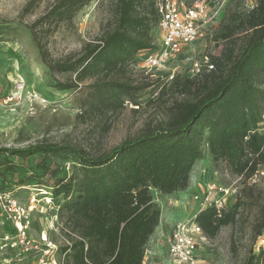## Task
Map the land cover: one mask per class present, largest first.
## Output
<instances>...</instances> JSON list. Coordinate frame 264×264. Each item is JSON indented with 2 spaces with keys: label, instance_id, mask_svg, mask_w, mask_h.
<instances>
[{
  "label": "trees",
  "instance_id": "trees-1",
  "mask_svg": "<svg viewBox=\"0 0 264 264\" xmlns=\"http://www.w3.org/2000/svg\"><path fill=\"white\" fill-rule=\"evenodd\" d=\"M39 0H28L29 12ZM89 0H58L30 25L42 59L52 71L76 74V82L95 78L87 94L94 108L107 110L136 100L141 85L122 79L136 56L153 50L151 28L158 30L154 0H116L114 23L102 37L85 44L82 53L54 60L36 32L52 18L69 17ZM223 43L212 55L215 69L202 75L159 83L154 100L177 95L165 119H150L135 135L106 152L93 154L70 143L39 141L22 147H0V177L15 166L11 156L28 159L40 154L38 172L19 185L51 192L52 203L67 211L65 231L70 244L61 249L70 264H144L145 246L160 223L161 209L152 189L173 193L186 189L197 160L207 150L213 159L226 161L232 172L254 178L264 170V0L250 10L227 12L213 34ZM75 83L58 82L60 89ZM168 98V99H167ZM164 99V100H163ZM55 178L49 185L45 177ZM0 185V192H3ZM244 187L232 209H202L196 221L208 237L235 223L250 198L257 210L252 221L254 239L264 236V205ZM236 239L233 252L236 253ZM243 264H264V246L251 250Z\"/></svg>",
  "mask_w": 264,
  "mask_h": 264
},
{
  "label": "rangeland",
  "instance_id": "rangeland-1",
  "mask_svg": "<svg viewBox=\"0 0 264 264\" xmlns=\"http://www.w3.org/2000/svg\"><path fill=\"white\" fill-rule=\"evenodd\" d=\"M28 0H0V147H22L39 141L70 143L82 146L97 154L111 150L123 140L139 132L150 119H165L168 108L174 99L181 100L183 95L168 97L167 101L154 100L159 91V83L167 81L172 71L181 77L187 76L189 63L186 56L203 57L219 55L223 43L216 44L213 34L222 17L229 11L240 8L244 11L253 8L258 0H200L209 8L218 9V16L203 36L193 45L185 48L184 55L177 61L160 69H146L135 62L120 75L128 77L135 84L153 83L136 93L140 104L125 103L117 108L100 110L87 102V94L92 89L95 78L76 82V74L52 71L42 59L34 40L30 25L58 0H39L29 12H24ZM199 0H187L194 4ZM116 0H89L80 10L63 19L52 18L39 24L35 29L54 60H66L82 53L85 44L99 40L114 23ZM152 42L156 51L160 49V37L155 27L151 28ZM149 50L141 51L136 61ZM58 82L75 83L71 88L60 89ZM164 100V99H163ZM262 131L264 132V126ZM15 166L3 172L0 185V236L5 231H13V226L5 221L2 204L7 198L16 200L28 209L30 220L29 235L34 240L46 236L57 249L64 264H70L62 247L70 244L65 234L69 215L59 207L53 208L47 199L51 192L33 187L32 184L19 185L32 171L38 172L40 154L28 159L11 156ZM2 168H0L1 170ZM49 185L55 178L45 177ZM228 189L224 195L225 210L232 209L243 188L251 187L258 203L264 205V170L254 178L244 177L232 172L226 161L215 160L205 150L204 157L194 164L189 185L186 189L173 193H163L152 189L154 201L161 209L160 223L149 237L145 246L144 264H176L168 254L167 233L172 226L186 221L199 213L204 207L197 199L204 194L210 184ZM245 204L235 223L225 225L215 237L206 236L200 242L204 264H243L253 249L258 252L264 246V236L254 239L252 221L257 206L251 200ZM206 205V204H205ZM66 229V230H65ZM1 238V237H0ZM236 239L237 251L233 252ZM0 264H34L31 255L18 250L0 249Z\"/></svg>",
  "mask_w": 264,
  "mask_h": 264
},
{
  "label": "built area",
  "instance_id": "built-area-1",
  "mask_svg": "<svg viewBox=\"0 0 264 264\" xmlns=\"http://www.w3.org/2000/svg\"><path fill=\"white\" fill-rule=\"evenodd\" d=\"M154 4L158 13L161 47L156 51L149 50L135 61V64L141 63L149 70L164 68L169 63L177 61L184 55L185 48L199 40L208 27L215 22L219 11L209 8L204 1L200 0L194 4H188L187 0H154ZM189 54L186 60L189 63L187 75L190 77L215 69V63L208 55L199 58ZM175 76L176 72L172 71L166 79L169 81ZM227 191L226 187L213 183L201 197L196 195V199L204 205L201 209L214 206L220 212L224 209L226 203L224 195ZM47 200L53 208H56L51 197ZM2 212L5 221L9 222L14 230L5 231L0 236V249L18 250L24 256L31 255L34 258V264H64L57 253L56 246L48 241L46 236H42L39 241L30 237V220L26 207L14 199L7 198L2 204ZM197 214L186 221L176 223L167 233L168 254L176 264H204L200 242L206 240L207 235L196 221Z\"/></svg>",
  "mask_w": 264,
  "mask_h": 264
}]
</instances>
